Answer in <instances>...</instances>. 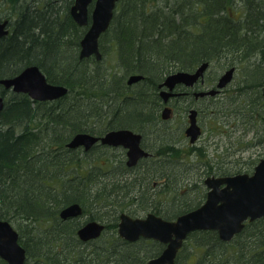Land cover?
I'll use <instances>...</instances> for the list:
<instances>
[{
	"label": "trees",
	"instance_id": "obj_1",
	"mask_svg": "<svg viewBox=\"0 0 264 264\" xmlns=\"http://www.w3.org/2000/svg\"><path fill=\"white\" fill-rule=\"evenodd\" d=\"M152 1L121 0L120 12L102 35L108 37L110 32L116 51H122V57L128 58L119 60L117 57V67L124 71L123 77L144 75L136 84L140 89L128 91L130 86L119 77L121 75L116 73L112 79L115 73L110 71L106 75L107 69L102 71L96 60L79 59L80 41L86 27H80L68 11L62 17L60 7L56 6L65 3L69 10L74 0H0V6H9V11L0 17L11 19L10 34L0 39V77L15 76L26 66L37 64L49 82L69 88L62 99L46 102L9 91L11 96L0 113V219L21 221L19 232L28 253L26 264H90L91 259L96 264L100 261L104 264H147L152 256L163 251L165 244L144 239L130 243L119 236V214L127 202H138L142 206L140 211H148L146 205L149 204L151 211L170 220L202 204V197L192 196V188L188 185H184L185 192L170 193L172 179L169 185L160 183L158 197L145 194L136 182L139 176L128 177L131 171L139 168L119 179L102 180L104 170L94 169L96 159L93 155L104 148L112 149L99 145V151L86 152L83 148L67 147L77 132L103 134L112 128L126 127L146 133L160 117L158 84L166 75L178 69L193 70L205 61L220 60L222 53L227 51L240 53L239 57L247 61L255 56L259 58L256 68L250 63L245 68L244 89L247 95L254 92L262 97V83H255V80L264 76V36H261L264 0H165V8L150 4ZM63 24H68L69 28L66 39L57 32ZM238 31L239 41L233 39ZM233 56L228 58L224 69L236 62ZM3 91L8 93L0 85V93ZM108 92L121 95L118 100L124 109L113 116L103 107ZM245 100L250 104L251 97L248 95ZM170 144H159L154 155H166L172 160L178 154L171 152L174 149ZM150 160L148 157L141 163ZM211 164L208 161L210 173L214 172ZM148 166L147 172L152 169ZM74 169L77 173L72 171ZM84 169L88 171L86 177L82 176ZM238 172H241L239 168H233L223 174ZM165 173L151 177L162 179ZM96 178L100 180L98 188L93 183H83ZM107 182L113 190L107 194L98 193L99 187ZM135 185L139 187L136 197L128 195L134 192ZM120 193H125L129 199L126 201ZM185 194L190 198H185ZM76 201L83 206V216L89 214L97 219L98 212L106 213L113 239H105L102 235L88 244L80 240L77 231L85 222L83 217L64 221L59 215L61 208ZM32 220L38 226L25 234L22 228ZM41 223L45 226H40ZM107 240L111 248L109 245L104 249L95 246L99 241L105 246ZM227 245L237 251L232 264H264V217L247 222L242 233L230 242L223 241L215 230L192 232L175 264H185L183 256L189 262L195 249L203 251L205 264H221L210 254L214 255L213 250ZM80 249L85 252L82 254ZM50 250L55 253L50 254ZM59 250L62 255L56 253ZM97 250L107 252L103 260L98 253L94 256ZM0 264L8 263L0 257ZM222 264L227 263L222 261Z\"/></svg>",
	"mask_w": 264,
	"mask_h": 264
},
{
	"label": "water",
	"instance_id": "obj_2",
	"mask_svg": "<svg viewBox=\"0 0 264 264\" xmlns=\"http://www.w3.org/2000/svg\"><path fill=\"white\" fill-rule=\"evenodd\" d=\"M94 6L89 10L90 4ZM120 0H74L71 15L80 26L89 25L81 39L80 56L102 57L100 51V37L105 33L114 18L115 9ZM9 20L0 19V38L9 33ZM209 62L202 63L194 72H173L163 83L173 89L174 82L186 84L195 83L204 74ZM234 68H231L219 78L217 87L225 86L233 80ZM143 78L141 74H133L128 83L132 84ZM8 89L15 92L27 93L35 100H55L65 96L69 88L64 84L48 81L46 75L38 65H29L14 77L0 79ZM164 84V85H165ZM264 89V88H263ZM215 89L210 90L214 92ZM173 94V93H172ZM171 95L169 91H162L161 96L166 99ZM4 108V99L0 96V113ZM171 109L165 107L163 114L169 118ZM197 111H190L191 125L186 130L188 135L195 138L199 134L196 120ZM142 134L132 129L110 130L104 135L96 136L90 133H79L67 143L69 148L84 146L90 150L96 141L109 146L122 145L128 149V164L135 165L150 153L141 146ZM208 187L207 198L199 207L168 220L155 213H148L145 217H133L128 213L120 215L119 234L129 240L153 238L166 244L162 253L149 260V264H175L179 250L190 233L197 230H216L224 241H231L241 233L247 221H254L264 217V158L256 165L252 174L244 172L226 176H210L206 179ZM83 213V206L72 203L65 206L60 216L63 219L78 217ZM104 225L90 221L84 224L78 234L84 241L96 239L103 233ZM0 257L9 264H25L26 249L19 242V232L8 220L0 219Z\"/></svg>",
	"mask_w": 264,
	"mask_h": 264
},
{
	"label": "rangeland",
	"instance_id": "obj_3",
	"mask_svg": "<svg viewBox=\"0 0 264 264\" xmlns=\"http://www.w3.org/2000/svg\"><path fill=\"white\" fill-rule=\"evenodd\" d=\"M120 1L118 2V5H119ZM166 3L167 2L165 0H153L152 2H150V4H154L155 6L156 5H158V6L165 5ZM73 4H74V2H73ZM73 4H71L70 8L72 7ZM118 5L115 9L114 16H115V14L120 12ZM56 6H59L61 11L62 10L64 11L66 9L67 5H65V3H64L63 5L57 4ZM93 6H94V1L92 2V4H90V7H89L90 13H91ZM67 8H68V6H67ZM70 8H69V10H70ZM6 10L9 11V6H7V5L6 6H0V16H1V14H4L6 12ZM89 25H86L85 26L86 28L84 27L85 30H88ZM80 27H82V26H80ZM102 35L100 37L99 43H101L100 48L101 49L103 48L104 49L103 51L105 52V53H103L104 57H105V60L103 62V63H105V65L103 67L107 68V74H109L110 71H113V73H115L112 77V79H113L114 77H116V73L119 76V75L123 74L124 71H121L117 67V56H118V54L116 51V46L114 45L115 42L110 39L111 38L110 32L107 33L108 37L104 38V36H102ZM102 42H103V44H102ZM78 53L80 56V51ZM234 54H236V53H229V51H227L226 53L223 52L220 60L215 59L214 61H211V62L209 61V66L204 70V74H203V77L206 74V81L207 82L204 84V86L202 85V87L210 88L211 86H208V85L215 84L216 83L215 81L217 79H219L225 73L226 70L231 69V67H226V69H224L223 66L225 65V63H227L228 58L230 56H233ZM233 57H234V59H236L238 69L237 70L235 69L233 80L230 82L229 87L227 89H225V91H227V92H225V96H223V98H222L223 100L219 101V102L217 101L218 104L226 107L225 110L224 109H219V110L216 109L215 113L210 111L209 108L211 109L210 106L213 102L212 99H205V98L201 99V98H199V99L193 100L191 98V100L194 102L193 105H194L195 109H199V111H200L199 118H200V122L203 126V129H204V137L200 142V146L204 147L205 153H206V158L214 165H217V163L219 161H222L223 166L226 167L227 170H231L233 168L234 169L239 168L241 170V172L252 173L255 166L258 164L259 160L264 157V145L257 144L256 146H258V147L255 146L253 148V145L251 143L252 142L259 143V141H260L259 139H261L262 134H261V132H256V130L250 129V126L245 125L241 115H239L237 111H239V109L243 105L242 103L244 101V98L240 93V89H241V86L243 84V81H246L245 79L247 78L246 77L247 74H245L246 73L245 68L248 66L249 63L253 65L252 68H256L257 67L256 64L258 63L259 58L255 56L252 59L247 61V60H244L243 58H240L239 54H236ZM89 59L97 60L95 55L90 56ZM205 62H208V61H205ZM255 62H256V64H255ZM30 65H37V64H30ZM200 65L201 64L197 65L196 68H198ZM179 70H181V69H179ZM119 77L123 78V81H126V82L129 79V76L123 77V75H121ZM214 79H215V81H214ZM259 81H261L260 83H262V86H263L264 76L260 80H257V81L255 80V83H257ZM137 83L138 82L130 84V88H128L127 90L130 91V90L140 89V86L136 85ZM68 93H69V91H68ZM8 94H7L8 97L11 96L9 91H8ZM250 95H252L251 92H250ZM65 96H63V97H65ZM63 97H60L58 99L51 100V101H57L59 99H62ZM182 102H185V100ZM216 107L218 108L217 105H216ZM224 116H225V118H224ZM188 119H189V112L188 113L184 112L183 109L176 107L174 113L173 114L171 113L168 120H166V121L162 120V122L159 123L160 130L157 131V137L158 138L161 137L162 139H160V140L157 139L156 138V132L152 133V131H151L150 134L148 135L149 137L145 140L146 146L150 149L157 148L155 146H158L157 144H159L161 142L162 143H174V144H177L178 146H180V148L184 149L183 151L178 153V155L171 158L172 160H168V156L165 155L162 157L160 156L158 158V160L160 159V161H158V163H153L152 160L145 161V163H151V164L153 163L154 164V165H152V169L149 170L148 172L145 171V169L142 166H140L139 169H136L133 172L131 171V173H133L135 175L131 174L128 177H131V176H137L138 177L139 176V177L143 178V181H144L143 184H140L137 181V179H136V182L139 185H141L140 189L143 192H145V194L156 195V197H158L161 194L162 184L153 185V182L155 179H152L151 176L153 173H150V171L151 172L158 171V173L166 172L165 174L171 175V177L173 175V178H172L173 184H171L172 192H170V193L175 194L177 192H180V193L185 192L184 185L190 186L192 184L191 192H192V196L195 197L196 192H195L193 186H194V182L197 181L198 185H196L194 187H195L197 192H198V190L199 191L203 190L202 192L201 191L200 192L202 195L201 196L202 197V203L204 202L205 197L203 195L206 193L207 187H205L203 180L208 176V174L204 173V171H205L204 165L201 164V162L197 159L196 156L198 154L193 153L192 148L189 149L188 139H186L184 136V129H185L184 124H185V122H187ZM92 123H94V122H92ZM262 124H264V123L261 120H258L256 122V128L258 131L263 129ZM255 133L259 134V136L257 134L255 135ZM262 139H263V137H262ZM201 150H203V148H201ZM120 153H121V149H112V150L109 149L108 150V149L104 148V150H100L99 154L93 155L94 158L96 159L97 163H98L94 169L98 168L100 163L103 165L109 166L110 163H109V157L108 156L114 157V158L115 157L120 158L119 157ZM198 153L201 154L203 152H198ZM203 155H204V153H203ZM202 157L203 158H200V160H205V157L204 156H202ZM105 161H107L108 164H104ZM241 161H245L247 163L242 164ZM102 169L104 171H102L101 174L106 172L108 168L103 167V168H101V170ZM152 170H154V171H152ZM72 171L77 173V170H75V169ZM111 172H110V170H108L106 173H108L107 175H109ZM87 174H88V171L84 169L82 172V176L86 177ZM86 180H88V181L83 182V183H86L88 185H90V183H93V185H96L95 188H98L97 185L99 184V181H100L98 178H96L92 181H90V179H86ZM82 181H85V180H82ZM133 187H134V184L133 185L131 184V188H133ZM138 188L139 187L137 185H135L134 192L131 194L129 193L128 195L135 196L136 190H138ZM111 190H113V189L111 188L110 185H108V182H107L106 185H102L99 187L98 193L101 192L102 194H107ZM120 196L125 197V198L128 197L127 195H125V193H124V195H122L120 193ZM187 197L190 198V196L185 194V198H187ZM99 198H101V197H99ZM128 199L129 198H127L126 201ZM160 200H163V199H160ZM141 207L142 206L138 202L130 204L128 201L127 204L125 205V208L123 206V208H124L123 212H126L128 214L132 213L131 214L132 216H144L149 211H151L152 206H150L149 204L146 205V208L148 207V211H146V210L140 211ZM134 211L136 213H134ZM97 215L99 218H103L106 220L107 215L105 212H98ZM88 216H89V214H86L83 217V219L88 218ZM20 222H21L20 220L11 221V223L14 225V228L18 231L20 230V226H19ZM42 224H43V226H45V223H41L40 226ZM32 225H34L36 228L38 226L37 222L32 224ZM107 232H105L103 234V236H106L105 239H113V237H111L113 235V232L112 231L110 232L109 230ZM106 243H107V245L104 246L103 242L99 241V243L95 244V246L96 245L99 246L98 249H104V247H107L110 242L107 240ZM101 245H103V246L100 247ZM95 246H90V248L94 247L96 249L97 247H95ZM109 247L110 248L112 247L111 244L109 245ZM202 249L204 250V248H202ZM80 251L82 254H83V252H85L83 249H80ZM49 252L52 255L55 253L54 250H50ZM57 252H60L61 255L63 254L61 250L56 251V253ZM78 252H79V250H78ZM193 252H192V256H191L189 262L183 256V261L185 262V264H205L204 260L202 259V257L204 256L203 251L195 249V251H193ZM212 252L215 254L214 255L210 254V256L214 258V261L221 263V264H222V261L226 262L227 264H232L233 261L237 258L236 257L237 251L233 248L232 245H227L224 248L221 247L220 249L213 250ZM96 253H98L99 259H101V260H103V258H105L106 254H107V252L97 250V252H94V256ZM182 255H184V254H182ZM100 264H102L101 261H100Z\"/></svg>",
	"mask_w": 264,
	"mask_h": 264
},
{
	"label": "bare ground",
	"instance_id": "obj_4",
	"mask_svg": "<svg viewBox=\"0 0 264 264\" xmlns=\"http://www.w3.org/2000/svg\"><path fill=\"white\" fill-rule=\"evenodd\" d=\"M156 6H158V5H156ZM161 6H163V8H165V6L164 5H161ZM68 11V12H67ZM62 13H60V15L63 17V14L66 16V12L67 13H69V14H71V8H70V10H62L61 11ZM68 25V24H67ZM66 24H63V26L62 27H59V30H57V32L60 34H62V36H63V39H66L67 37H66V34H67V32L69 31V28H68V26H67ZM85 33H86V31H85ZM85 33H84V35H85ZM84 35H83V37H84ZM240 31H238V32H236L235 33V35L233 36V39L234 40H237V41H239L240 40ZM261 36H264V32H262V34H261ZM82 37V38H83ZM69 38V37H68ZM81 42V41H80ZM101 46V45H100ZM237 46V45H236ZM80 48H81V43H80ZM104 49L102 48H100V51H101V53H102V57L101 58H99V59H97L96 61H97V63H99V68L102 70V71H104L105 69H107V68H105V67H103L104 65H105V63H103L104 62V60H105V57H104V54L103 53H105L104 51H103ZM117 54L119 55V56H117L118 57V59L119 60H121L122 58L123 59H128L127 57H125L126 55H124L123 57H122V51H119V53L117 52ZM238 54H240V53H238ZM94 54H92L91 56H93ZM90 57L89 56H85V57H81V56H79V59L80 60H84V59H89ZM88 61V60H87ZM90 64L92 65L93 63H92V61L90 62ZM93 67H95V66H91V68H93ZM231 68H234V69H238V67H237V63L235 62L233 65H231L230 66ZM229 70V69H228ZM227 71V70H226ZM174 72H176V73H178V72H185L184 70H177V71H174ZM188 72H190V71H188ZM246 73L245 74H247V71H245ZM101 73H104V72H101ZM171 73H173V72H171ZM171 73H169L168 75H166V77L163 79V81H162V83H159L158 84V93L160 92V94H161V92L162 91H165L166 90V87H169L168 85H166L165 83H163L164 81H165V79L171 74ZM106 75H107V72L105 73ZM142 75V74H141ZM143 76V78L141 79V81L144 79V75H142ZM12 77V76H11ZM108 77H109V75H108ZM205 77V76H204ZM203 76H202V78H204ZM249 78H250V76H248ZM201 78V77H200ZM214 81H215V79H214ZM216 83L215 84H218L219 83V79H217L216 81H215ZM246 82L245 81H243V84H242V86H241V89H240V93H241V95L243 96V98H244V101H243V105L240 107V109H239V111H237L238 112V114L239 115H241V117H242V119L243 120H247V119H249V120H251V116H252V113H251V107L248 105V101L247 100H245V99H248V95L251 97V98H254V97H256V96H258V93H251L252 95H250V94H248L247 95V91H246V89H244V84H245ZM127 84L130 86V84L128 83V81H127ZM165 84V85H164ZM180 85H183L181 82H174V85H173V88H176V87H178V86H180ZM229 85H230V83L229 84H226L225 86H221V87H217L216 89L215 88H212V89H215V91L212 93V92H210V90H208V91H203V92H200L199 93V95H197V97L195 98V99H199V98H205V99H212L213 100V102H212V104H211V109L209 108V110L210 111H212V112H216V109L217 110H219V109H224L225 110V106H221L220 104H218L217 103V101L219 102V101H222L223 99V96H225V92H227V91H225V89H227L228 87H229ZM211 88V87H210ZM7 92L6 91H3L2 93H0V96L1 97H3V99H4V103H6V101L9 99V97L7 96V94H6ZM179 93H181V92H179ZM9 95V94H8ZM118 96L120 97L121 95H119L118 94V92H116V93H114V92H108V94H107V96L103 99V107H104V110H105V112L108 114V115H111V116H113V115H115L114 113H118V112H120V111H122V110H124L123 109V106L121 105V103H120V101L118 100ZM126 98V97H125ZM131 98V97H130ZM242 98V97H241ZM131 99H133V98H131ZM190 101H192L191 99H189ZM194 100V99H193ZM243 100V99H242ZM46 101H51V100H44L43 102H46ZM257 104H258V106H259V108L257 109V110H259V117H257V120H256V122L258 121V120H261V121H263V123H264V101H263V98H260V99H258L257 100ZM216 105L218 106V108L216 107ZM160 113V112H159ZM190 113V112H189ZM224 118H225V116H224ZM223 118V119H224ZM163 119H167V118H165V116H164V114H163V110H162V112L160 113V117H159V119H158V121L156 122V123H160V122H162V120ZM254 119H255V117H254ZM262 130H257V128H256V132H261V139H259L260 141H262L263 139H264V124H262ZM122 129H126V127H117V128H112V129H109L108 131H110V130H122ZM127 129H129V128H127ZM107 131V132H108ZM85 132H87V131H79V132H77L75 135H77V134H79V133H85ZM87 133H90V134H93V135H96V136H101V135H104L105 133H103V134H95V133H91V132H87ZM257 133H255V135H256ZM74 135V136H75ZM258 136H259V134H257ZM262 137H263V139H262ZM159 139V138H158ZM258 140V141H259ZM162 143V142H161ZM161 143H159V144H161ZM159 144H157V145H159ZM163 144V143H162ZM252 144V143H251ZM99 145H104V146H108L109 147V145H106V144H103V143H101V141H96L92 146H91V148H90V150H96V151H99L100 150V148H99ZM119 146H122V145H119ZM116 147V146H115ZM170 147H172L174 150H172L171 152H173L174 154L176 153V154H178V153H180L181 151H183L184 149H182V148H180V146H178L177 144H174V143H171L170 144ZM77 148H83V149H85V147L84 146H80V147H77ZM114 149H119L118 147L117 148H114ZM126 148H122L121 149V153H120V155H119V157L120 158H117V157H110V156H108L109 157V163H110V165L108 166V165H103V164H99V166H98V168H103V167H107L108 169H107V171L108 170H110V174L109 175H107L108 173H106V172H104L102 175H101V179L102 180H106V181H108V180H111V179H113V180H115V179H119V178H121L123 175H127L131 170H133L135 167H137V166H135V165H137V164H135V165H129L128 164V149H126ZM90 150H87V149H85L84 151H90ZM111 152V151H110ZM117 158V159H116ZM158 158L159 157H156L155 155H152L151 157H150V159L153 161V163H158V161H160V159L158 160ZM139 162V161H138ZM151 164V163H148V164H145V163H141V166L144 168V169H146V165L148 166L149 164L151 165H149L151 168H152V165H154V164ZM223 163V162H222ZM219 164L217 167H216V170H217V172H218V175L219 174H221V173H223L224 171H226L227 170V168L226 167H224L223 166V164ZM241 163L242 164H245V163H247V162H245V161H241ZM98 163H97V161H96V165H97ZM104 164H108V162L107 161H105L104 162ZM111 166V169H109V167ZM149 166H148V168H149ZM241 168V167H240ZM238 173H240V172H238ZM130 174H133V173H130ZM159 175V174H161V173H155V174H152L154 177H155V175ZM218 175H216V176H218ZM226 175H229V174H221L220 176H226ZM166 177H164V178H162V179H158V178H153V179H155L154 180V182H153V185H157V184H160L161 182H164L165 184H168L169 185V181L173 178V175H172V177H171V175H168V174H166L165 175ZM210 176H215V175H210ZM209 176V177H210ZM173 180V179H172ZM137 181L139 182V183H141V184H143L144 183V181H143V178H141V177H139L138 179H137ZM200 181V180H199ZM168 182V183H167ZM196 185H198V182L197 181H195L194 182V186H196ZM193 186V188H194V190H195V192H196V196H198V197H201L202 195H201V192L198 190V192L196 191V189H195V187ZM190 187H192V184L190 185ZM74 203H79L80 205H81V203L79 202V201H76V202H74ZM175 205H178V203L177 204H175ZM82 206V205H81ZM64 208V207H63ZM63 208H61V210H60V212L59 213H61V211H62V209ZM174 210H175V208H174ZM83 211H84V209H83ZM122 213H124L123 211L122 212H120V214H119V216L122 214ZM60 215V214H59ZM61 217V216H60ZM3 220H8V219H3ZM109 220V218H106V220L105 219H103V218H97V219H94V218H92L91 217V215L90 216H88V218H86V222L85 223H88V222H90V221H96V222H98V223H100V224H102V225H104V232H107L108 230H110V228L108 227V223L110 222V221H108ZM9 221V220H8ZM34 223H36V221L35 220H32V221H30L29 223H28V225L27 226H24L22 229H23V232L25 233V234H28L29 233V231H31V230H33V229H36V227L34 226V225H32V224H34ZM25 228V229H24ZM95 257H97V256H95ZM98 259V258H97ZM92 260H94V259H91L90 260V264H95V262L94 261H92ZM102 264H104L103 262H102Z\"/></svg>",
	"mask_w": 264,
	"mask_h": 264
},
{
	"label": "flooded vegetation",
	"instance_id": "obj_5",
	"mask_svg": "<svg viewBox=\"0 0 264 264\" xmlns=\"http://www.w3.org/2000/svg\"><path fill=\"white\" fill-rule=\"evenodd\" d=\"M10 29H11V21H10ZM181 70H184V69H181ZM196 70V68L195 69H193V70H186V71H190V72H194ZM177 71V70H176ZM140 82V81H139ZM207 81H206V74H205V77L204 78H199L195 83H193V84H186V83H184V82H181L183 85H180V86H178V87H176V88H173V89H169L168 87H166V91H169L170 93H171V95L166 99V101L164 100V98L163 97H161V94H160V92H159V96H160V98H162L161 99V102H160V113L162 112V110L165 108V107H169L170 109H171V113L173 114L174 113V111H175V108L176 107H179V108H181V109H183L184 110V112H190L192 109H195V107H194V105H193V101H190L189 99H195L196 97H197V95H199V93L200 92H203V91H208V90H212V88H217L216 86H217V84H213V85H208V86H211V88H204V87H202V85L204 86V84L206 83ZM162 83V82H161ZM264 82H263V86L261 87V89H262V97L261 98H263V101H264ZM7 89V88H6ZM8 90V89H7ZM8 91H11V90H8ZM179 92H181V93H179ZM173 93V94H172ZM24 94H26V93H24ZM189 98V99H188ZM258 99H260V97L259 96H256V97H254V98H251V101H250V104H248L250 107H251V113H252V116H251V120H249V119H247V120H243V122H244V124L245 125H247V126H250V129H252V130H256V120H257V117H259V110H257L258 108H259V106H258V104H257V100ZM185 100V102H182V101H184ZM164 101V102H163ZM185 105H184V104ZM4 106H5V103H4ZM182 106V107H181ZM194 107V108H193ZM196 111H197V115H196V120H197V124H198V127H199V129H200V131H199V134L195 137V138H193V135H188L187 133H186V130L188 129V127L191 125V118H190V113H189V119L187 120V122H185V124H184V136H185V138L186 139H188V142H189V149L190 148H192L193 149V153H197L198 155L196 156L197 157V159L201 162V164H203L204 165V173L205 174H208V176L203 180L204 182V184H205V187H207V185H206V179L210 176V175H218V172H217V170H216V167L219 165V164H221L222 163V161H219L218 163H217V165H214V164H211L212 166H213V168H214V172H212V173H210L208 170H209V165H208V159L206 158V153H205V149H204V147L203 146H200V142H201V140L203 139V137H204V129H203V126H202V124H201V122H200V118H199V114H200V111H199V109H195ZM171 113H170V115H171ZM254 117H255V119H254ZM169 118H167V119H163V121H166V120H168ZM183 127V126H182ZM133 131H135V132H139V133H141L142 134V139H141V146L144 148V149H146L150 154L148 155V156H146V157H143V158H141L140 160H139V162H138V164L137 165H135V166H137V167H135L134 169H136V168H139L140 166V164H141V161L142 160H144V159H146V158H150L152 155H154V153L159 149V147L158 146H155V147H157V148H155V149H150V148H148L147 146H146V144H145V140L149 137L148 135L150 134V132L152 131V133H154V132H156V138L158 139V137H157V131L158 130H160V126H159V123H155L154 124V126L152 127V128H150L148 131H146V133H144V132H141V131H136V130H134V129H132ZM204 142V141H203ZM257 144H262V145H264V139L262 140V141H259V143H255V142H252V145H253V148L257 145ZM111 149H114V148H119V149H122V148H125V147H123V146H109ZM256 147H258V146H256ZM201 148H203V150L201 151V152H203V153H205L204 155H203V153H201V154H199L198 152H200V150H201ZM200 149V150H199ZM126 150V149H125ZM202 156H204L205 157V160H200V158H203ZM260 161V160H259ZM210 162V161H209ZM211 163V162H210ZM223 164V163H222ZM253 172H254V170H253ZM221 174H223V173H221ZM221 174H219L218 176H220ZM207 192H208V187H207V191H206V193H205V199L207 198ZM205 199H204V201H205ZM84 212V211H83ZM148 213H155L154 211H149ZM147 213V214H148ZM146 214V215H147ZM155 214H157V213H155ZM131 215V214H130ZM146 215H144V216H137V217H145ZM157 215H159V214H157ZM159 216H162V215H159ZM82 217H84L83 216V213H82V215H80V216H78V217H71V218H67V219H63V218H61L62 220H64V221H67V220H72V219H76V218H82ZM163 217V216H162ZM164 218V217H163ZM82 220L83 221H85L86 222V219H83L82 218ZM170 220V219H169ZM85 222H82V224H81V226L79 227V229L84 225V224H86ZM119 222H120V216H119V219H118V226H117V231H118V228H119ZM110 223V222H109ZM113 228V227H112ZM78 229V230H79ZM77 234H78V231H77ZM103 234H104V232H103ZM102 234V235H103ZM78 236H79V234H78ZM120 236V235H119ZM102 237V236H101ZM101 237H98V238H96V239H90V240H88V241H84V240H82L81 238H80V236H79V238H80V240L84 243V244H88V243H92L94 240H97V239H99V238H101ZM122 239H124L125 241H127V242H130V243H135V242H137V241H139L140 239H144V240H154V241H159V240H155V239H153V238H144V237H142V238H140L139 240H137V241H134V242H132V241H129V240H127V239H125V238H123L122 236H120ZM21 241V240H20ZM159 242H161V241H159ZM22 243V242H21ZM162 243V242H161ZM23 244V243H22ZM153 257H156L155 255L154 256H152L151 258H153ZM150 258V259H151ZM149 259V260H150ZM149 260H148V263L147 264H149ZM25 264H26V262H25ZM42 264H45L44 262L42 263Z\"/></svg>",
	"mask_w": 264,
	"mask_h": 264
}]
</instances>
